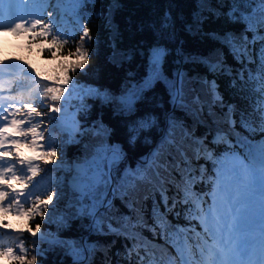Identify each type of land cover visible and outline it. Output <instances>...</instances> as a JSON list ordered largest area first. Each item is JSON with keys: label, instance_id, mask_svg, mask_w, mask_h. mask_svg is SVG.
<instances>
[{"label": "trees", "instance_id": "16d2710c", "mask_svg": "<svg viewBox=\"0 0 264 264\" xmlns=\"http://www.w3.org/2000/svg\"><path fill=\"white\" fill-rule=\"evenodd\" d=\"M201 4L204 7H200ZM230 4L231 0H88L83 9L87 13L85 26L90 29L92 37L90 42L85 41L89 58L82 70L70 73L72 81L79 82L80 86L70 95L71 100H74V120L78 132L74 137V144H70L65 134L50 127V113L44 118L45 142L49 139V133L51 139L52 134L58 136L55 144L57 155L49 163L41 162L43 171L40 174L52 179L50 191L59 196L50 202L43 219L39 216L32 219L30 226L34 230L39 223L40 231L44 234L63 238L62 240L82 241L90 252L97 249L89 255V264H141L142 259H148L155 252L144 239L162 243L175 224L190 229L195 234L200 233L196 228L197 223L190 222L183 214L188 204L177 203L172 208L170 199L169 209L161 217L162 208L153 214L155 198H148L146 195L150 191L147 185L140 186L129 199H125L126 191L117 192L116 188L122 184L128 187L137 182L130 178V173L147 175L155 172L156 165L160 162L158 157L180 164L181 157L173 144L175 140L187 150V168L197 177L192 185V198H195V191L208 186L212 179V158L222 142L235 144L239 136L250 138L240 126V114L242 111L250 113L256 100L248 69L255 70L257 63L241 65L239 58L234 59L229 50L219 42L220 34L239 32L242 27L227 19ZM54 12L57 14V9ZM199 12H205L203 24L196 25L190 31ZM165 14L172 21L169 31L174 28V32L165 35L163 41L169 51L165 69L172 76L182 68V76L187 79L186 106L181 108L175 105L163 85H156L154 90L146 93L137 102L132 113H121L116 105L104 103L99 97L92 95L85 96L82 104L80 97L88 88L119 96L126 87L142 82L149 70L151 47L161 43V27L166 26L163 25ZM81 26L84 25L74 22V29L78 30L77 38L74 44L66 47L65 52L68 49L75 51L79 37L83 35ZM32 53L43 62L45 72H55L56 65L61 62L59 55L49 60L46 53ZM30 54L19 52L14 57L27 60ZM7 56L10 55L1 52L0 61ZM205 57L213 61L218 57L222 63L220 67L210 71L204 61ZM209 81H215L223 103L209 102ZM196 96L201 99L198 103H193ZM57 106L60 107V104ZM230 108L235 109V126H231L228 121ZM145 115L154 117V125L144 129L135 143H129L128 128ZM101 125L105 131H101ZM255 136V140L264 142L258 132ZM102 144L105 148L119 149L125 158L117 160L114 166L111 164L115 195L108 205L109 211L101 212V216L105 217L102 221L104 230L98 231L100 218H95L98 224L93 226V216L85 217L84 214V209L90 207L92 201L73 196L71 175H77L76 166L85 164H90L93 168L99 164L103 168L107 161L103 159L102 153L97 155ZM201 148L205 151H200ZM24 151L30 150L24 148ZM185 170L186 166L181 164L166 179L176 184ZM198 170L205 172L204 180L199 179ZM104 175L109 178L108 167L104 170ZM62 176L64 182H60ZM111 199L112 196L108 201ZM27 222L28 218L24 217L12 222L9 228L24 230L23 239L29 243L28 259L36 256V264H72L75 257L56 243L45 242L37 249L36 241L25 229ZM10 247L17 249L13 243ZM41 249L43 251L37 254ZM172 253V250H162L158 255L165 258ZM9 262L15 264L14 261Z\"/></svg>", "mask_w": 264, "mask_h": 264}, {"label": "snow or ice", "instance_id": "6c2138e0", "mask_svg": "<svg viewBox=\"0 0 264 264\" xmlns=\"http://www.w3.org/2000/svg\"><path fill=\"white\" fill-rule=\"evenodd\" d=\"M77 2L87 4L88 0H77ZM46 3L47 0H9L5 8L0 10V17L8 21L7 24L0 23V31L31 34L30 40L39 42L40 50L46 53L49 60L55 59L58 55L61 60L56 65L55 72H44L23 61L21 73L29 80L26 85L22 84L20 87L29 90V98L21 99L20 106L17 107L15 96L0 97V212L5 215L14 213L18 216H26L28 222L25 229L33 237L40 232L41 226L37 223L34 230L30 226L32 219L37 216L43 219L50 202L54 200V197L59 196L58 193L54 194L50 190H41L40 181L35 180L43 171L41 162L49 163L57 155L51 133L45 143L44 118L48 113L61 111L57 105L69 91V85L72 92L79 89V82L72 81L70 73L85 67L89 58L85 41L90 42L92 39L90 29L81 26L83 35L79 37L75 51L68 49L65 52L69 42L76 40L78 30L66 31L58 20H45L43 5ZM200 7L204 5L201 4ZM229 11L230 15L227 17L229 22L242 27L239 32L228 31L220 34L219 42L229 50L234 59L239 58L241 65L257 62L260 65L258 77H249V80L253 82L252 91L256 100L250 113L241 112L240 126L254 140L257 132L261 138H264V0H231ZM214 14L208 13V15ZM204 16L205 12H199L192 29L189 30L195 29L196 25L202 26ZM171 23L172 21L165 14L163 25L166 26L161 27V43L151 47L149 70L142 82L130 88L126 87L119 96L108 91L88 88L87 92L80 97L81 103L83 104L85 96L92 95L99 97L104 103L116 105L121 113H132L137 102L142 100L146 93L154 90L156 85H163L173 103L178 107H185L188 95L186 77L179 72L169 76L165 69L169 51L163 41L165 35H171L174 32V28L171 32L169 31ZM73 57L75 59H72ZM204 61L210 71H214L222 63L218 57L215 61L205 57ZM207 85L209 102L223 103V97L215 87V81H209ZM200 99L199 96L194 97L193 103H198ZM5 100L12 102L5 104ZM84 107L86 108V105ZM40 109H46V111ZM234 112L235 109H229L228 121L231 126L237 123L233 119ZM49 119L55 118L49 117ZM154 123L155 119L151 115H145L134 121L128 128L129 143H135L141 132L152 127ZM101 131H105L102 125ZM220 139L223 140L222 137ZM173 144L181 157L180 164L158 157L160 162L156 165L155 172H149L147 175L139 172L130 173V178L136 179L137 182L128 187L122 184L116 188V191H126L125 199H129L140 186L147 185L150 191L146 195L148 198H155L153 214L162 208L161 217L163 212L169 209L170 199L172 208H175L177 203L193 205L206 226L201 234L204 239L202 242L197 240L191 257L180 256L179 264H264V142L252 143L247 137L238 141L244 149L243 159L234 152L231 168L225 169L221 162V171L217 173V183L213 187L214 203L207 208L199 207L197 202L201 198L198 195L195 201L190 195L197 177L191 169L187 168L189 164L187 150L175 140ZM22 148H27L34 154L25 156L21 152ZM200 151L205 149L201 148ZM101 153L103 159L111 160L113 166L121 156L120 150L114 147L105 148L103 144L97 155ZM62 164L63 161H61ZM181 164L186 166V170L180 174L179 181L172 184L166 177H170ZM107 167L106 163L103 168L99 164H96L95 168L85 164L78 170L77 177L71 181L74 197L92 201L90 207L84 209V214L85 217L91 215L94 219L100 218L101 224L97 228L98 231L104 230L102 221L105 217L101 216V212L109 211L108 198L114 195L115 183L104 175ZM198 171L199 179L204 180L205 172ZM225 176L232 177L234 185H238L243 179L242 189L237 186L233 191L228 182L221 183V178ZM253 201L259 204L260 209L258 229L252 227L253 218L247 207L240 213L243 217L241 222H236L234 217L232 222L229 221L230 214L237 213V205H250ZM25 205L28 207L26 208ZM0 223H3L5 228L10 227L6 220ZM108 230L111 231V228ZM23 231L17 230L18 249L16 250L10 246H4L0 237V256L8 257L15 264H36V256L27 258L28 249L24 247ZM6 234L11 235L10 232ZM55 243L75 257L72 264H89V255L97 250L92 249L90 252L82 241L57 238ZM42 251V249L39 250L37 254ZM141 264H152V261L145 258L141 260Z\"/></svg>", "mask_w": 264, "mask_h": 264}, {"label": "water", "instance_id": "95a60500", "mask_svg": "<svg viewBox=\"0 0 264 264\" xmlns=\"http://www.w3.org/2000/svg\"><path fill=\"white\" fill-rule=\"evenodd\" d=\"M182 70V68H181ZM181 70H180V74H181ZM123 157L120 156L118 159H122ZM107 165H108V173H109V177L110 180L113 181V177H112V170H111V160H107ZM113 192H114V188H113ZM112 201L108 202V204H110Z\"/></svg>", "mask_w": 264, "mask_h": 264}, {"label": "rangeland", "instance_id": "374dc122", "mask_svg": "<svg viewBox=\"0 0 264 264\" xmlns=\"http://www.w3.org/2000/svg\"><path fill=\"white\" fill-rule=\"evenodd\" d=\"M83 166H84V165H82V166H76L75 170L78 171V170H79L81 167H83ZM67 178H70V177L67 176ZM64 180H65V179H64V177L62 176V179H61L60 182H64ZM241 182H243V179H241V181L239 182L238 185H240ZM238 185H233V187H231V189H232L233 191H235V188H236Z\"/></svg>", "mask_w": 264, "mask_h": 264}, {"label": "bare ground", "instance_id": "6f19581e", "mask_svg": "<svg viewBox=\"0 0 264 264\" xmlns=\"http://www.w3.org/2000/svg\"><path fill=\"white\" fill-rule=\"evenodd\" d=\"M91 229L93 230V227Z\"/></svg>", "mask_w": 264, "mask_h": 264}]
</instances>
